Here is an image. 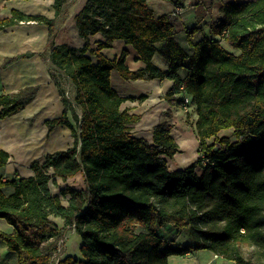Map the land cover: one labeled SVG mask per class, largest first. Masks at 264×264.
Wrapping results in <instances>:
<instances>
[{"label":"trees","instance_id":"obj_1","mask_svg":"<svg viewBox=\"0 0 264 264\" xmlns=\"http://www.w3.org/2000/svg\"><path fill=\"white\" fill-rule=\"evenodd\" d=\"M64 1H54L56 17ZM197 6L188 39L202 29L207 14ZM220 12L210 24L219 39L189 43V51L174 38L176 16L156 17L147 0H87L75 17L84 42L79 48L55 45V21L46 17L13 11L0 19V32L29 22L48 28V73L64 112L46 126L51 133L63 125L73 138L66 150L31 162L32 176L4 180L0 175V218L13 227L9 234L0 233V240L17 255L18 264H51L58 242L71 229L81 241L80 257L67 256L57 264H169L172 256L202 250L234 264L264 259V0H228ZM97 34L102 41L93 46ZM116 40L130 45L144 67L130 70L127 51L105 57L102 50ZM155 54L167 63L166 70L153 63ZM112 72L125 81L172 80L166 98L181 93V106L190 98L199 142L193 163L169 169L167 160L174 159L178 145L167 120L152 129L151 141L131 133L140 116L121 109L125 99L111 86ZM62 81L75 91L73 101L65 96ZM36 92L29 87L0 95V120L23 110ZM222 130H232L231 135L219 137ZM8 159L0 151V168ZM77 174L84 188L62 190V197L69 195L64 206L49 182ZM50 216L61 218L64 227ZM165 225L186 233L191 243L172 245L159 232ZM32 234L41 245L28 239ZM244 247L256 251L245 256Z\"/></svg>","mask_w":264,"mask_h":264},{"label":"crops","instance_id":"obj_2","mask_svg":"<svg viewBox=\"0 0 264 264\" xmlns=\"http://www.w3.org/2000/svg\"><path fill=\"white\" fill-rule=\"evenodd\" d=\"M54 1L0 0V19L9 18L13 11H18L25 15L46 17L55 21V45L71 46L69 41H73L75 47H82L84 42L78 36L75 17L82 10L87 0H65L62 11L57 17L53 7ZM183 1L189 2L192 12L195 13L198 3L202 2L201 0H147L149 7L154 11L156 17L173 15L175 4ZM227 1L223 0V4ZM211 6L214 5L211 3L209 7L211 8ZM195 17L192 16L188 20L180 16L176 18L174 25V38L176 39L177 31H180V37L184 44L176 40L188 51L191 49L189 43L195 44L203 39H219L218 36L212 34V30L210 29L211 17L207 14L204 16L203 21L205 25L202 29L188 39L187 31L195 24ZM47 39L48 28L45 25L32 22L21 23L0 32V95L13 94L29 87L37 88L36 95L30 104L26 105L17 114L0 120V151L9 155L6 165L0 168V175L4 177V180L32 176L33 172L30 169L31 162L42 160L47 154L66 150L73 143L71 131L65 126H57L51 133H48L46 126L47 121L60 118L64 112L58 89L53 84L48 73L50 64L48 53L44 50ZM100 41H102L100 34L91 38L93 46ZM226 50L235 55L239 54L237 50ZM122 51H127L128 53L125 63L130 70L136 71L144 67L143 63L138 60L137 52L121 40H116L111 48L103 49L102 54L108 59H114L118 58ZM27 53H31L32 56L18 58L6 66L3 65L4 61ZM40 53H44L47 59L43 60L39 56ZM153 63L161 70H166L167 68V63L159 54L154 55ZM182 75L184 76V72H182ZM173 85L174 82L168 79L125 81L117 72H112L111 86L120 97L125 99L121 109L127 110L129 114L140 116V121L130 126L131 133L135 137L151 141L152 129L159 122L167 120L172 125L171 135L177 142L178 147H187L188 143L185 133L188 132L189 127L184 125L186 124L184 121L179 122V117L182 116L183 111L180 101H176L178 94L173 95V100L171 101L166 98ZM69 93H72L74 98L75 91L66 92V94ZM75 115L80 118L81 111L79 108H75ZM67 117L69 121L74 123L70 112L67 114ZM190 129L195 134V127ZM225 131L228 130H222L218 136H226L223 133ZM229 131L232 132V130ZM195 137L197 138L196 134ZM77 178L81 182V185L78 187L73 183V180H77ZM67 187L75 190L83 189L82 175L77 174L66 181L54 178L49 182V189L52 195L59 196L64 206L68 204L69 195L62 197L60 192ZM6 193H11V190L7 189ZM49 219L58 228L64 227V221L61 218L50 216ZM12 231L13 227L6 220L0 218V233L9 234ZM159 232H164L165 235L169 233L172 235L177 234V231L169 225L161 227ZM69 233L76 235L75 230L71 229L68 231V235L66 234L64 240L68 239ZM78 239L80 247L81 241L79 237ZM67 256L79 258L80 253H62L60 260ZM171 259L174 262L187 260L188 262H192V264H234L233 262L223 260L221 257H217L213 253H188L184 256H172ZM171 259L169 258V260ZM0 264H18L17 255L14 252L8 251L6 244L2 240H0Z\"/></svg>","mask_w":264,"mask_h":264},{"label":"rangeland","instance_id":"obj_3","mask_svg":"<svg viewBox=\"0 0 264 264\" xmlns=\"http://www.w3.org/2000/svg\"><path fill=\"white\" fill-rule=\"evenodd\" d=\"M195 1V0H194ZM202 2L198 3V5L202 6L205 9V13L207 12V15H209L211 17V24L212 22L218 20L221 17V12H220V8L223 5V0H201ZM214 5L211 6V8L209 7V4ZM190 3L189 2H177L175 4L174 9L177 6H187L186 8H184L183 14L181 15H176V18L183 16L186 19H191L192 16H196L195 12H192V9L190 8ZM193 19V18H192ZM196 19V17H195ZM201 26L203 27L204 21H202ZM196 25L195 24L192 26L194 27ZM191 27V28H192ZM180 31H177L176 33V39L180 42H182L184 44V42L182 41L181 37H180ZM76 39V37H75ZM176 40V41H177ZM70 45L75 47V43L73 41H69ZM220 44L225 47L226 49H231L228 44H226L225 42H220ZM236 53V52H235ZM67 84V85H66ZM62 87H63V91L65 92V96L67 97V99L69 101H73V96L72 93L66 94L67 91H72L70 88V85L66 82V81H62ZM183 99L182 94H178L176 96V101H181ZM191 106V107H190ZM182 109V116L179 117V122L184 121V125H187V127L189 128H194L193 124L194 121L197 117L195 108L192 105V102L186 106V108L184 109L183 107H181ZM172 126V125H171ZM174 127V126H173ZM188 128V132L185 133L186 135V140H187V147H183V146H179L178 147V152L176 153L175 157L173 160H167L168 163V167L171 171L174 170H178V169H183L185 168L187 165L191 164L192 162H194L197 158H198V147H199V142L197 140V138L195 137L194 132ZM179 132V131H178ZM224 134H226V136H230L231 135V131H225L223 132ZM180 137V136H179ZM179 139V138H178ZM213 141V139L211 140ZM211 141H209L211 143ZM177 143V142H176ZM197 173H200V170L197 169L196 170ZM73 183L78 187L79 185H81L80 180L77 178V180H73ZM68 235V232L66 233ZM70 234V233H69ZM161 235L165 238V239H169L172 242V245L177 246V247H185L186 245H188L189 243H191V241L188 238V235L184 232H181L179 234H164L161 233ZM66 237V235L64 236V238ZM64 238L62 240H60L58 242L57 245V250H56V254H55V260H60V256L62 253H79L78 247H79V239L75 234H70L67 240H64ZM28 239L31 242H34L36 245H41L38 241L37 238L35 236L32 235H28ZM166 240V241H167ZM254 251H256V248L253 247H244L243 248V252L245 256H250L252 254H254ZM193 253H210L208 251L202 250V251H197V252H193ZM194 258V257H193ZM171 259V257H170ZM192 259V258H191ZM174 263V264H192V262H188L187 260H182L180 262H174V260H169V264L170 263ZM198 262V261H197ZM56 262H52V264H55ZM259 264H264V259H262L260 262H258ZM206 264V263H205Z\"/></svg>","mask_w":264,"mask_h":264},{"label":"built area","instance_id":"obj_4","mask_svg":"<svg viewBox=\"0 0 264 264\" xmlns=\"http://www.w3.org/2000/svg\"><path fill=\"white\" fill-rule=\"evenodd\" d=\"M186 7H187V6H177V7L174 9V11H173V15L176 16V15H181V14H183L184 8H186ZM189 103H190V98H189V97H185L184 100H183V102H182V107L185 109L186 106L189 105ZM55 254H56V253H54V255H53V257H52V259H51V261H50L51 264H52V262H56L55 264H57V262H58V259L55 260V261H53V260L55 259V257H54Z\"/></svg>","mask_w":264,"mask_h":264}]
</instances>
